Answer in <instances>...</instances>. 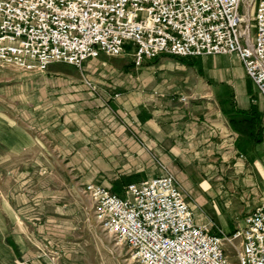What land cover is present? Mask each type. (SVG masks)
<instances>
[{
	"label": "built area",
	"instance_id": "2783aa9c",
	"mask_svg": "<svg viewBox=\"0 0 264 264\" xmlns=\"http://www.w3.org/2000/svg\"><path fill=\"white\" fill-rule=\"evenodd\" d=\"M252 1L0 0V67L43 72L54 61L79 67L126 52L135 65L162 54H235L264 99V0L251 16L239 10ZM82 191L132 264H264V196L228 233L195 222L169 173L129 182L122 194L95 183Z\"/></svg>",
	"mask_w": 264,
	"mask_h": 264
},
{
	"label": "rangeland",
	"instance_id": "374dc122",
	"mask_svg": "<svg viewBox=\"0 0 264 264\" xmlns=\"http://www.w3.org/2000/svg\"><path fill=\"white\" fill-rule=\"evenodd\" d=\"M239 10L253 13L251 4ZM252 23L250 19L253 33ZM122 54L89 58L79 67L53 62L43 72L0 68V264L23 259L5 251L15 248L13 233H30L41 253L69 250L82 258L77 264H132L129 249L104 230L82 186L113 176L98 172L99 163L112 161L95 155L97 138L133 123L123 111L112 117L90 109L115 93L128 105L145 103L151 96L155 99L148 102L160 103L165 100L158 99L161 94L169 100L182 95L193 100L198 96L194 78L220 60L161 55L136 67L131 53ZM236 65L228 58L234 91L242 86L251 91L248 80L236 77ZM84 78L93 81L95 93L86 88ZM254 195L243 193L241 199L240 193L233 194L242 205L231 202L227 207L220 198L216 205L228 217L237 213L242 221L254 205ZM198 209L197 218L207 216Z\"/></svg>",
	"mask_w": 264,
	"mask_h": 264
},
{
	"label": "crops",
	"instance_id": "0c3cea01",
	"mask_svg": "<svg viewBox=\"0 0 264 264\" xmlns=\"http://www.w3.org/2000/svg\"><path fill=\"white\" fill-rule=\"evenodd\" d=\"M191 57L220 60L194 78L198 96L193 100L182 94L183 100L180 96L177 100H169L161 94L158 99L165 100L160 103L148 102L154 101L155 96H151L147 103L128 105L118 101L115 93L100 101L97 109H90L97 115L112 117H118L123 111L125 115L129 114L133 124L97 138L95 155L98 159L112 161L105 165L99 163L98 172L113 176L108 180L99 177L84 184L95 183L109 190H123L129 182L139 183L169 173L183 189L195 222L208 224L213 231L219 228L229 233L241 219L237 213H230L228 217L221 212L216 200L224 199L227 207L231 202L242 205L233 194L240 193L242 199L243 193L253 191L255 202L248 207L247 214L264 196V99L246 76L235 54ZM228 58L237 63L234 67L236 77L251 83V91L243 86L234 91L229 81L232 68H228ZM153 59L145 58L143 63ZM83 81L86 88L95 93L93 81L87 78ZM199 206L207 216L200 214L197 218ZM11 237L15 248L9 247L5 251L26 259L29 264H77L82 260L69 250L39 252L42 248L30 233H13ZM2 245L0 240L1 249Z\"/></svg>",
	"mask_w": 264,
	"mask_h": 264
},
{
	"label": "bare ground",
	"instance_id": "6f19581e",
	"mask_svg": "<svg viewBox=\"0 0 264 264\" xmlns=\"http://www.w3.org/2000/svg\"><path fill=\"white\" fill-rule=\"evenodd\" d=\"M257 1H258V0H253V1H252V2L254 3V4L252 5L253 13H254V5L256 4ZM252 10H251V11H252ZM249 13H250V12L246 13L245 18H246L247 16H251V15L253 14V13H252V14H251V13L249 14Z\"/></svg>",
	"mask_w": 264,
	"mask_h": 264
}]
</instances>
